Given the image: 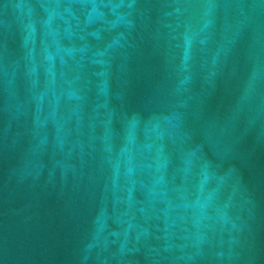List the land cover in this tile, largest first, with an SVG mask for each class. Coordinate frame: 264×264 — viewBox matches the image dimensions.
I'll return each mask as SVG.
<instances>
[{
	"label": "water",
	"instance_id": "water-1",
	"mask_svg": "<svg viewBox=\"0 0 264 264\" xmlns=\"http://www.w3.org/2000/svg\"><path fill=\"white\" fill-rule=\"evenodd\" d=\"M0 264H264V0H0Z\"/></svg>",
	"mask_w": 264,
	"mask_h": 264
}]
</instances>
